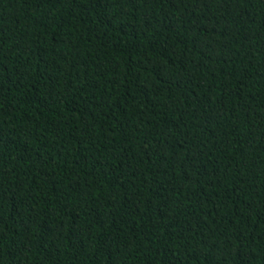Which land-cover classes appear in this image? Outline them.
<instances>
[{
  "label": "trees",
  "instance_id": "16d2710c",
  "mask_svg": "<svg viewBox=\"0 0 264 264\" xmlns=\"http://www.w3.org/2000/svg\"><path fill=\"white\" fill-rule=\"evenodd\" d=\"M0 264H264V0H0Z\"/></svg>",
  "mask_w": 264,
  "mask_h": 264
}]
</instances>
